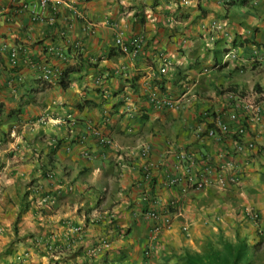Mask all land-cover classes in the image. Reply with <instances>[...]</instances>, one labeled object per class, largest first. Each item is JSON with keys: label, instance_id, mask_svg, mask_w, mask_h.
<instances>
[{"label": "crops", "instance_id": "crops-1", "mask_svg": "<svg viewBox=\"0 0 264 264\" xmlns=\"http://www.w3.org/2000/svg\"><path fill=\"white\" fill-rule=\"evenodd\" d=\"M44 63L72 68L69 86L43 82ZM158 83L180 108L153 107ZM228 246L264 264V0H0V264H186Z\"/></svg>", "mask_w": 264, "mask_h": 264}, {"label": "built area", "instance_id": "built-area-1", "mask_svg": "<svg viewBox=\"0 0 264 264\" xmlns=\"http://www.w3.org/2000/svg\"><path fill=\"white\" fill-rule=\"evenodd\" d=\"M51 0H40V4L41 6H47L49 4ZM37 15V14H36ZM116 43L120 46V48L123 51H128L129 47L127 46L126 43L123 42L122 39V35L120 33H118L117 38H116ZM11 57H12V63H16V50L14 49L11 53ZM161 62H162V67H160V74L165 75L167 74V65H168V59L166 57H161ZM40 78L43 82L46 83H59L60 81V77L62 74V71H60L58 68L54 67L53 65L49 64V63H44L42 64V66L40 67ZM163 87L161 86L160 83L155 84V85H151L147 91V96L148 99L150 101V103L153 105V107L158 108V109H162V108H168V109H178L181 106V102L179 99H175L174 97H172L171 95H168L166 93H164V91L162 90ZM244 106L250 111L249 115L247 117V120H256L259 119L260 114L262 112V107L258 104H254L252 99L247 98V99H243L242 100ZM237 115L235 113L230 115V119H236ZM240 124L233 126L232 122L230 121H224L223 119H218L217 121V127L218 129L222 132V133H235L239 138L243 136V134L245 133L246 130V125L245 123H241ZM92 132L95 136H97L101 143L103 144H110L112 141L103 134V132L100 129H92ZM216 133V129H211L209 131L210 135H214ZM255 145L253 142H249V143H243L242 141H240L238 139L237 141V149L239 151H244L245 149H252L254 148ZM188 174L189 169H187ZM47 177L50 179H53L55 177V172L53 170L48 171L47 173ZM143 177L145 180H152L153 175L150 169H147L144 174ZM191 179V178H190ZM217 181L220 184H225L228 182L230 183H235L238 184L240 182V175L239 172L234 171L232 173L231 176L225 178L224 176H222L221 174L217 177ZM180 182V178L178 177H174L172 178L169 183L170 185H176ZM205 186V181L204 179L202 180H197L195 182V187L198 189H202ZM57 198L56 194H51L48 193L46 194V196L43 197V199H45L46 201H48V203L52 204L55 203ZM148 216H150L152 219H154L155 221H158L160 219V214L154 210L149 211L148 212ZM244 216L251 219L252 221H254L255 223H258L259 220V212L253 208L247 209L244 212ZM70 231L73 233H77V234H82L84 231V227L83 225H76V226H71ZM161 230L159 225H156L153 229V231L155 233H159ZM111 246V241L108 238H101L97 243H95L89 250V253L92 257L97 256L99 253H101V251L104 248H109ZM72 264H81L79 262H74ZM90 264H96L95 261L91 262Z\"/></svg>", "mask_w": 264, "mask_h": 264}, {"label": "trees", "instance_id": "trees-1", "mask_svg": "<svg viewBox=\"0 0 264 264\" xmlns=\"http://www.w3.org/2000/svg\"><path fill=\"white\" fill-rule=\"evenodd\" d=\"M73 71L72 68L64 70L60 77V85L64 88L68 87L71 81L70 73ZM232 259L223 257L221 251L216 248H211L207 253L204 254H190L185 253L183 259L186 264H238L242 251V247L232 249L228 246Z\"/></svg>", "mask_w": 264, "mask_h": 264}, {"label": "rangeland", "instance_id": "rangeland-1", "mask_svg": "<svg viewBox=\"0 0 264 264\" xmlns=\"http://www.w3.org/2000/svg\"><path fill=\"white\" fill-rule=\"evenodd\" d=\"M261 245H262V243L259 246H261ZM263 262H264V251L262 252L261 257H260V260H259V263H263Z\"/></svg>", "mask_w": 264, "mask_h": 264}]
</instances>
